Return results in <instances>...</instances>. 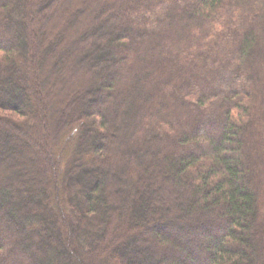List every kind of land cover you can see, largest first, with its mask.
Instances as JSON below:
<instances>
[{
    "label": "trees",
    "instance_id": "trees-1",
    "mask_svg": "<svg viewBox=\"0 0 264 264\" xmlns=\"http://www.w3.org/2000/svg\"><path fill=\"white\" fill-rule=\"evenodd\" d=\"M81 1L0 0V264H264V0ZM65 49L88 82L53 129Z\"/></svg>",
    "mask_w": 264,
    "mask_h": 264
},
{
    "label": "rangeland",
    "instance_id": "rangeland-1",
    "mask_svg": "<svg viewBox=\"0 0 264 264\" xmlns=\"http://www.w3.org/2000/svg\"><path fill=\"white\" fill-rule=\"evenodd\" d=\"M78 6H74L72 10L73 11L77 10L78 16H79V14L82 11L89 9L90 3H88L86 0H83L78 4ZM59 27L63 31H67V29H69L70 26L67 23V21L64 20L63 22L59 24ZM4 32H6L7 34L6 29H4ZM122 34H125V33H122ZM68 52L70 53V51H68L67 49H65L62 52L65 58L63 56L62 57L60 56V57H56L55 59H51L50 60V65H51L50 71L46 72V74H44L41 77V79L38 81V89L41 95V99L46 103L45 112L47 115V119H48L49 125H51L53 129L61 128V117L63 116L64 111H65L64 105L71 96L69 93V90H71V92L80 91L82 89L80 85H86L88 82V79L86 78L83 79L86 81H83L81 79L79 80L76 79L77 80V81L75 80L76 83L72 81V78L73 77L75 78L76 74H81V68L86 63L81 62V63L75 64V62H73L74 65L70 66L71 64H68L66 62L69 57V55L67 54ZM37 62H38L39 68H41L40 66L43 64L44 59H41V57H39ZM45 68L46 66L42 67L41 71H44ZM80 82H83V84H81ZM108 108H109L108 106H105V107L103 106V109H101L103 114L108 113ZM37 111H38V107H37V102L35 100V114L32 119L34 122H36V119L38 116ZM29 129H31L29 126H25V125L18 126V131L22 136L25 137L24 139L26 143L30 147H32L31 149L35 151V154H40V156H42L41 155L42 152L40 149L41 145H39L40 143L38 141L39 137L36 135L34 131L29 130ZM110 137H113V134ZM114 137H116L115 134H114ZM60 145H62L63 147V143ZM24 160L25 161L27 160L29 162L30 164L29 168L34 174H39L38 169L34 165V163L36 162V158H34V155L30 156V154L26 152V154L24 153L21 159L17 162H24ZM145 162L146 161H144L143 163ZM106 179L108 182H111V183L114 182V178L111 175H106ZM150 179L152 178L150 177ZM135 180H137V175H135V177L131 179L132 182H135ZM125 189L127 190V186H125ZM121 201L122 200H120L118 204L116 205L113 204V206L116 207L118 211H122L124 207ZM172 220H173V216L171 215H168V216L166 215V217L164 218V222L166 223H170ZM131 231H132V228H128V227L125 228V230L120 233L115 243L121 244L124 237L132 234L130 233ZM179 234L180 236H183V233H179ZM142 235L144 238L149 239V235L148 233H146V231H143ZM89 243H90L89 245L90 248L93 249L94 251L92 253H86L85 250H83V255H81V260L83 262L89 260L87 262H89L90 264H115L112 258L108 259L107 257L103 256V253L100 252L99 245L96 246L95 242L92 240ZM121 252H124V249H122Z\"/></svg>",
    "mask_w": 264,
    "mask_h": 264
}]
</instances>
